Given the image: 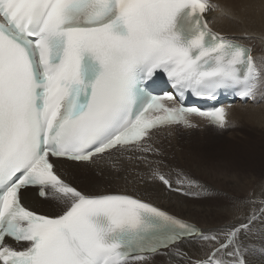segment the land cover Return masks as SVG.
<instances>
[{
    "label": "snow or ice",
    "instance_id": "6c2138e0",
    "mask_svg": "<svg viewBox=\"0 0 264 264\" xmlns=\"http://www.w3.org/2000/svg\"><path fill=\"white\" fill-rule=\"evenodd\" d=\"M214 12L230 16L210 0H0V264H150L156 255L245 264L241 237L264 238V211L204 232L150 201L91 195L62 178L67 162L159 155L151 130L160 126L192 128V116L228 126L224 106L186 107L188 92L213 101L222 89L245 101L264 96V62L213 31L206 13ZM158 71L176 95L154 94ZM139 159L167 190L215 195L162 160ZM43 201L56 211L38 210ZM244 203L230 198L227 207ZM190 238L201 248L196 259L181 249Z\"/></svg>",
    "mask_w": 264,
    "mask_h": 264
},
{
    "label": "bare ground",
    "instance_id": "6f19581e",
    "mask_svg": "<svg viewBox=\"0 0 264 264\" xmlns=\"http://www.w3.org/2000/svg\"><path fill=\"white\" fill-rule=\"evenodd\" d=\"M213 1L225 9L230 10V16H222L219 12H215L211 15L210 18L213 28L227 37L248 44L255 50L259 64L264 62V0ZM258 103L264 105V98H258ZM254 107L256 106L247 105L244 107L238 105L234 108L231 118L236 129L242 127L245 120L247 122V119L253 118L255 120L254 123L264 127V109L260 111V107L257 108L258 110ZM233 133L234 131L232 134ZM178 143L179 142L173 141L167 144L163 147L162 153H164V149H166V151L169 149H177L179 150L177 154H182V152L180 153ZM161 154L155 156L151 160H162L163 165H161V167H163L165 171L173 169L181 170L187 173L191 178L197 179L200 183L212 189L215 194L218 192L219 195L221 194V196H224L220 189L206 182L199 176L202 171L199 167H196L193 171L195 175L199 176L195 178L186 169V164H183L186 165V168H183L180 166L181 164L170 161L169 157L165 159ZM73 175L74 181H70V183L87 192H89V190L90 193L93 194L125 192L138 195L196 223L204 232L217 229H224L226 231L232 225L238 226L241 220L249 214L250 208H254L257 215L262 209L261 201L264 200V177L261 179H248L240 178L237 174H232L227 177L228 184L234 192L230 194V196H227V200L229 201L230 198H233L245 202L237 211H233L227 207L228 202L221 206H216L213 210L209 205L197 203L200 202L198 200H184L178 196L164 192L162 188L158 186L156 180L151 178L148 164L145 166H123L114 171H102L98 173L75 170ZM173 178H175V173H173ZM102 184L107 185H104V187L101 186ZM223 185H225V182ZM246 194L248 195L245 196ZM249 201H253L254 204H249ZM259 223L260 221L258 220L257 224ZM257 237V242L246 240L245 236H242L241 239L242 241L246 240L245 243L249 246L250 252H253L250 254H253L257 264H264V259H260L258 255V251L264 248V238H261L259 234ZM224 238V233H221V239ZM181 249L187 252L193 259L198 258L202 254L199 243L182 244ZM169 259L170 258L167 256L156 255L152 257L150 264H169Z\"/></svg>",
    "mask_w": 264,
    "mask_h": 264
},
{
    "label": "rangeland",
    "instance_id": "374dc122",
    "mask_svg": "<svg viewBox=\"0 0 264 264\" xmlns=\"http://www.w3.org/2000/svg\"><path fill=\"white\" fill-rule=\"evenodd\" d=\"M262 105L259 103L254 108L260 107L262 111L264 109ZM254 121V118L247 119V122L245 120L242 127L235 129L233 134V131L223 136L199 134L188 138L183 143L179 142L178 146L182 154H177L179 153L177 149L163 150L164 153L161 155L165 159L169 157L170 161L181 164L183 168L187 165L186 169L192 176L195 178L200 176L224 194L221 196L217 192L211 198L198 199L200 202L197 203L209 205L214 210L216 206L228 202L227 196L234 193L227 180V177L232 174L248 179L264 177V127L257 125ZM196 167L202 170L199 176L193 172ZM104 185L107 184L101 186ZM263 250L264 248L259 250L258 254Z\"/></svg>",
    "mask_w": 264,
    "mask_h": 264
}]
</instances>
